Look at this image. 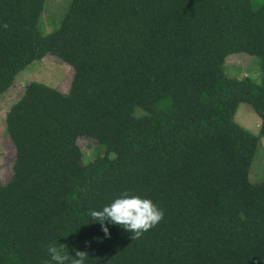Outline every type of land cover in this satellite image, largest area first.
<instances>
[{"label":"trees","instance_id":"trees-1","mask_svg":"<svg viewBox=\"0 0 264 264\" xmlns=\"http://www.w3.org/2000/svg\"><path fill=\"white\" fill-rule=\"evenodd\" d=\"M46 2L0 0V97L48 55L74 70L68 93L30 82L6 114L16 160L0 181V264H54L48 243L86 264H264V181H251L264 0H71L49 33ZM242 53L261 83L227 76ZM242 104L258 135L235 120ZM82 137L102 149L91 162ZM124 191L164 220L139 240L109 224L98 242L89 211Z\"/></svg>","mask_w":264,"mask_h":264},{"label":"rangeland","instance_id":"rangeland-1","mask_svg":"<svg viewBox=\"0 0 264 264\" xmlns=\"http://www.w3.org/2000/svg\"><path fill=\"white\" fill-rule=\"evenodd\" d=\"M262 0H254L259 5ZM71 0H47L41 28L46 33L59 27ZM225 71L229 77H250L261 83L262 69L256 57L247 54H234L225 62ZM74 76V70L57 56L48 55L29 65L16 78L14 85L0 97V181L7 183L14 173L16 148L6 133V114L11 107L23 96L26 86L30 82H40L52 88L68 93ZM237 123L258 135L261 128V118L249 104H242L235 116ZM79 146L85 154L86 161H93L97 153L102 152L96 141L89 137L79 139ZM251 168V181H264V138L261 139L258 154Z\"/></svg>","mask_w":264,"mask_h":264},{"label":"clouds","instance_id":"clouds-1","mask_svg":"<svg viewBox=\"0 0 264 264\" xmlns=\"http://www.w3.org/2000/svg\"><path fill=\"white\" fill-rule=\"evenodd\" d=\"M0 28L7 30L9 25L4 23ZM88 215L92 222L100 224L104 236L95 239L103 242L104 239H111L109 224L119 226L131 233L132 240H139L164 220L165 212L152 200L139 195H130L128 191H124L109 205L100 210H90ZM91 243V241L86 242L89 247ZM65 247L67 246L62 244L57 247L55 243L45 245L54 264H86L88 252L76 250L74 258L65 254Z\"/></svg>","mask_w":264,"mask_h":264}]
</instances>
